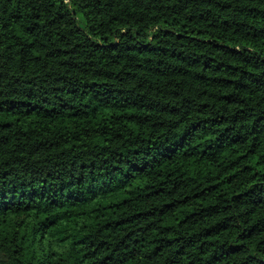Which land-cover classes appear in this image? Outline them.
Returning a JSON list of instances; mask_svg holds the SVG:
<instances>
[{
  "label": "trees",
  "instance_id": "trees-1",
  "mask_svg": "<svg viewBox=\"0 0 264 264\" xmlns=\"http://www.w3.org/2000/svg\"><path fill=\"white\" fill-rule=\"evenodd\" d=\"M0 264H264V0H0Z\"/></svg>",
  "mask_w": 264,
  "mask_h": 264
},
{
  "label": "rangeland",
  "instance_id": "rangeland-1",
  "mask_svg": "<svg viewBox=\"0 0 264 264\" xmlns=\"http://www.w3.org/2000/svg\"><path fill=\"white\" fill-rule=\"evenodd\" d=\"M80 19V18H79Z\"/></svg>",
  "mask_w": 264,
  "mask_h": 264
}]
</instances>
